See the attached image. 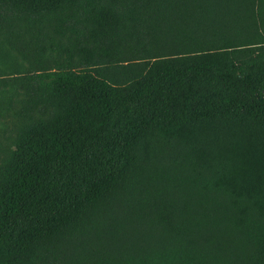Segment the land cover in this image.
Instances as JSON below:
<instances>
[{"label": "trees", "instance_id": "trees-1", "mask_svg": "<svg viewBox=\"0 0 264 264\" xmlns=\"http://www.w3.org/2000/svg\"><path fill=\"white\" fill-rule=\"evenodd\" d=\"M0 62V264H264V0H0Z\"/></svg>", "mask_w": 264, "mask_h": 264}, {"label": "rangeland", "instance_id": "rangeland-1", "mask_svg": "<svg viewBox=\"0 0 264 264\" xmlns=\"http://www.w3.org/2000/svg\"><path fill=\"white\" fill-rule=\"evenodd\" d=\"M191 11V8H190ZM4 64L0 62V75H7V74H12L10 70L4 69ZM11 127L7 125L5 121H0V160L4 156L5 148L8 147L6 146L7 144V135L10 132Z\"/></svg>", "mask_w": 264, "mask_h": 264}]
</instances>
